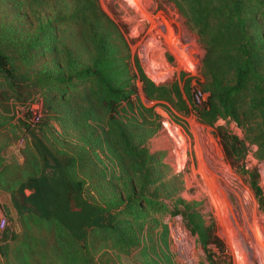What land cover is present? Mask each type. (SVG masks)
I'll use <instances>...</instances> for the list:
<instances>
[{"label":"rangeland","instance_id":"374dc122","mask_svg":"<svg viewBox=\"0 0 264 264\" xmlns=\"http://www.w3.org/2000/svg\"><path fill=\"white\" fill-rule=\"evenodd\" d=\"M178 4L0 0V53L19 79L18 91L0 76V264H264V159L250 141L225 150L215 128L239 140L240 131L216 113L200 117L202 52ZM98 55L113 89L135 74L151 96L137 81L131 105L107 113L81 75ZM37 146L71 160L68 176L113 214L112 228L79 245L29 213L28 191L16 190L41 173Z\"/></svg>","mask_w":264,"mask_h":264},{"label":"trees","instance_id":"16d2710c","mask_svg":"<svg viewBox=\"0 0 264 264\" xmlns=\"http://www.w3.org/2000/svg\"><path fill=\"white\" fill-rule=\"evenodd\" d=\"M92 9L98 12L97 7ZM178 10L202 52L200 73L204 86L202 92L195 93H206L207 97L201 104L200 117L212 120L216 113L240 131L241 140L227 136L222 127L215 128L225 150L230 143L229 149L237 154L238 147L250 141L257 147L256 158L264 159V0H179ZM103 62L98 55L81 75L104 98L107 113L120 102L131 105L129 97L137 81L142 92L151 96L144 78L135 74L129 79L131 84L119 91L113 89L104 75ZM0 76L19 91L18 76L2 53ZM149 88L156 89L151 85ZM106 101L110 106L105 105ZM35 150L41 159V173L16 190L21 196L28 191L23 203L29 206V213L38 220L54 221L79 245L88 232L112 228L113 214L83 200L81 184L68 176L71 160L55 158L42 146ZM12 207L17 213L22 211L14 200ZM163 230L166 234V226Z\"/></svg>","mask_w":264,"mask_h":264},{"label":"built area","instance_id":"2783aa9c","mask_svg":"<svg viewBox=\"0 0 264 264\" xmlns=\"http://www.w3.org/2000/svg\"><path fill=\"white\" fill-rule=\"evenodd\" d=\"M198 95H201V93L197 92ZM204 93H202L203 95ZM203 96L200 98L202 99ZM196 98V97H195ZM198 99V98H197ZM30 108V109H29ZM28 109L30 110V121L32 123H37L40 119V110L37 108L36 104L29 105ZM22 140H17V144L21 145ZM7 217L5 215V212L0 204V246L3 245L4 240H5V235L7 233ZM167 228V227H166ZM171 236L174 235L176 238V241H179L183 238L182 235L184 233L179 229L177 226L176 228H173L170 232Z\"/></svg>","mask_w":264,"mask_h":264},{"label":"bare ground","instance_id":"6f19581e","mask_svg":"<svg viewBox=\"0 0 264 264\" xmlns=\"http://www.w3.org/2000/svg\"><path fill=\"white\" fill-rule=\"evenodd\" d=\"M257 230V229H256Z\"/></svg>","mask_w":264,"mask_h":264}]
</instances>
